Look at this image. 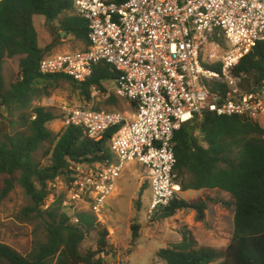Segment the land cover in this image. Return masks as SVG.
Returning <instances> with one entry per match:
<instances>
[{"label": "trees", "instance_id": "obj_1", "mask_svg": "<svg viewBox=\"0 0 264 264\" xmlns=\"http://www.w3.org/2000/svg\"><path fill=\"white\" fill-rule=\"evenodd\" d=\"M34 17L55 23L52 41L44 48L38 46ZM62 32L82 42V50L89 46L87 23L75 14L72 0L0 2V105L7 111L15 108L21 112V130L5 134L0 140V174L20 173L18 183L30 200L22 214L38 220L44 230V240L35 241L26 256L0 244V264H105L101 256L108 255V231L93 213L81 212L76 216L78 222L72 223L62 208V194L54 198L47 210L42 209L52 193L49 184L56 178L69 180L73 164L113 161L109 140L114 129L107 131L99 141L71 126L54 134L47 125L57 119L55 114L43 106L32 105L34 100L49 97L59 83L68 85L80 99L90 102L92 88L105 93L104 83L115 82L118 77L114 68L104 63L97 65L83 83L64 75H41L39 63L57 45ZM210 41L226 48L220 32ZM15 57H20L18 78L5 86L3 64ZM211 68L220 71V63ZM231 74L242 92L262 85L264 43H257ZM209 87L215 93L227 91L226 85L219 81L210 82ZM114 97L107 98L105 105H116ZM95 110L104 111L99 107ZM263 134L258 124L249 118L217 116L211 112L205 113L201 120L192 118L174 133V182L179 192L214 191L217 196L187 201L179 197L178 192L169 206L153 216L166 220L177 212L189 211L194 213L196 222L206 225L208 206L221 205L233 208L234 230L226 248L216 249L199 244L192 230L185 226L179 232L180 240L159 250L157 256L164 264H264ZM44 144H48L47 164L41 165L34 154ZM12 188V182L5 180L0 200L6 198ZM222 195H228L229 200H223ZM138 230L139 226H131L133 240L138 238ZM92 232L97 235L96 249L83 255L79 247Z\"/></svg>", "mask_w": 264, "mask_h": 264}, {"label": "built area", "instance_id": "obj_2", "mask_svg": "<svg viewBox=\"0 0 264 264\" xmlns=\"http://www.w3.org/2000/svg\"><path fill=\"white\" fill-rule=\"evenodd\" d=\"M72 1L75 14L87 23L89 46L44 57L39 73L83 83L97 65L108 64L118 73L110 93L133 110L96 111L93 101L61 108L62 127L80 128L92 140L114 129L109 140L113 161L73 164L69 180L56 178L49 184L52 193L43 210L62 194V208L72 223L81 212L99 219L132 164L147 173L151 219L179 192L172 140L182 124L211 112L249 118L264 132V83L242 92L231 74L257 43H264V0ZM217 32L226 48L210 41ZM216 63L220 71L211 68ZM212 81L224 83L227 91L212 92ZM100 93L92 88L91 100Z\"/></svg>", "mask_w": 264, "mask_h": 264}, {"label": "rangeland", "instance_id": "obj_3", "mask_svg": "<svg viewBox=\"0 0 264 264\" xmlns=\"http://www.w3.org/2000/svg\"><path fill=\"white\" fill-rule=\"evenodd\" d=\"M34 25L38 33V46L44 48L52 41V30L55 23H48L43 17H34ZM58 43L46 56L66 52L81 51L84 44L70 35H62ZM221 47V46H220ZM212 48V47H211ZM211 48H206V50ZM221 54V51L218 53ZM206 54H202V62H205ZM19 59L5 60L3 64V80L5 86L15 82L18 78ZM251 77V76H250ZM112 83L105 84V93L94 97V109L99 107L109 112H129L131 105L124 99L115 98L110 93ZM114 97L116 105H105L106 95ZM89 103L78 97L68 85L59 83L51 91L47 98L34 100L33 106H43L51 110L57 119L47 125V128L54 134L62 130L61 108ZM21 112L15 108L5 110L0 105V140L5 134L12 135L20 131ZM48 144H44L34 154V158L41 165H46L45 152ZM20 173L9 176L0 174V192L5 186V180L13 184L11 192L6 198L0 200V244L9 246L19 254L26 256L32 249L33 243L37 240H44V230L38 220L23 216L22 211L30 205L29 198L18 183ZM146 183L148 186H146ZM55 186L61 191V185ZM116 192L106 201L105 212L99 217L100 224L108 231V255L103 254L101 258L105 264H164L158 258L160 249L166 248L170 243L180 240L179 232L185 226L192 230V233L199 244L210 246L216 249H224L228 245L234 230V210L232 207L221 205H209L206 214V225L198 223L194 219V213L189 211L177 212L173 217L160 220L153 216L148 219V209L151 203V190L146 171L140 165H128L116 184ZM51 188V187H50ZM178 196L187 201H193L203 197H216L214 191H199L178 193ZM223 200L228 201V195H222ZM139 226L138 238L131 237V226ZM96 232H92L80 245L81 254L96 249ZM217 264V263H214Z\"/></svg>", "mask_w": 264, "mask_h": 264}, {"label": "crops", "instance_id": "obj_4", "mask_svg": "<svg viewBox=\"0 0 264 264\" xmlns=\"http://www.w3.org/2000/svg\"><path fill=\"white\" fill-rule=\"evenodd\" d=\"M107 83H109V82L104 83V87H105V84H107ZM110 83H112V86H111V88H112L113 87V82H110Z\"/></svg>", "mask_w": 264, "mask_h": 264}, {"label": "water", "instance_id": "obj_5", "mask_svg": "<svg viewBox=\"0 0 264 264\" xmlns=\"http://www.w3.org/2000/svg\"><path fill=\"white\" fill-rule=\"evenodd\" d=\"M65 33L64 32H62V35H64Z\"/></svg>", "mask_w": 264, "mask_h": 264}]
</instances>
